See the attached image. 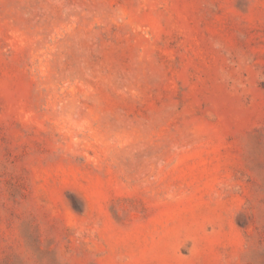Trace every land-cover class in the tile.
Masks as SVG:
<instances>
[{"label":"rangeland","instance_id":"374dc122","mask_svg":"<svg viewBox=\"0 0 264 264\" xmlns=\"http://www.w3.org/2000/svg\"><path fill=\"white\" fill-rule=\"evenodd\" d=\"M0 264H264V0H0Z\"/></svg>","mask_w":264,"mask_h":264}]
</instances>
